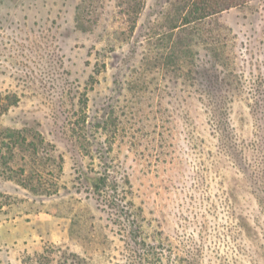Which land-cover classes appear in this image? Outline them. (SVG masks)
I'll return each mask as SVG.
<instances>
[{"label": "rangeland", "instance_id": "1", "mask_svg": "<svg viewBox=\"0 0 264 264\" xmlns=\"http://www.w3.org/2000/svg\"><path fill=\"white\" fill-rule=\"evenodd\" d=\"M0 264H264V0H0Z\"/></svg>", "mask_w": 264, "mask_h": 264}, {"label": "trees", "instance_id": "2", "mask_svg": "<svg viewBox=\"0 0 264 264\" xmlns=\"http://www.w3.org/2000/svg\"><path fill=\"white\" fill-rule=\"evenodd\" d=\"M216 12V11H215ZM211 13H213L212 11L211 12H207V13H205L204 14V16H208V15H210ZM200 18V17H199ZM183 19L185 20V22H182L181 24H188V23H190V21L189 20H186V17L185 16H183ZM175 27H178V25H174V26H171V29H173V28H175ZM182 30H185V28H182L180 31H178V32H176V34H178L179 32H182ZM195 33H196V31H195ZM194 33V34H195ZM222 38H225V36L224 37H221V39ZM187 41H191V38L190 39H187ZM194 41H196L195 39H194ZM223 46H224V48L226 49L227 48V45H226V42H225V39H224V44H223ZM187 51V53L188 52H190L191 50H186ZM190 68V67H189ZM91 186H93V183H91ZM99 187V186H98ZM97 187V184H96V186H94V188H98Z\"/></svg>", "mask_w": 264, "mask_h": 264}]
</instances>
